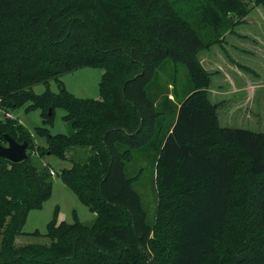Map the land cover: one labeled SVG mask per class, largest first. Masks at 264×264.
Returning a JSON list of instances; mask_svg holds the SVG:
<instances>
[{
    "label": "trees",
    "instance_id": "trees-1",
    "mask_svg": "<svg viewBox=\"0 0 264 264\" xmlns=\"http://www.w3.org/2000/svg\"><path fill=\"white\" fill-rule=\"evenodd\" d=\"M178 3L0 0L1 110L28 102L50 122L62 108L75 130L51 137L36 128L44 150L17 121H0V145L9 135L28 154L17 164L0 157V264H264V134L220 127L197 59L219 40L227 12L248 11L241 0L220 9L203 2L194 25ZM255 4L264 9V0ZM206 27L210 42L200 34ZM167 65L171 76L160 77ZM85 67L103 71L101 100L75 98L58 81ZM178 68L187 77L182 90ZM40 83L47 89L36 96ZM35 151L69 159L59 178L95 219L50 223L48 245L16 247L28 212L51 194V171L32 163ZM137 161L146 165L131 171ZM144 171L156 173L152 223L135 187Z\"/></svg>",
    "mask_w": 264,
    "mask_h": 264
},
{
    "label": "rangeland",
    "instance_id": "rangeland-1",
    "mask_svg": "<svg viewBox=\"0 0 264 264\" xmlns=\"http://www.w3.org/2000/svg\"><path fill=\"white\" fill-rule=\"evenodd\" d=\"M176 8L186 16L189 22L195 25L197 19V7L203 2H210L217 8H222L223 0H178ZM248 11L244 17L237 14L227 12L225 14L226 23L224 29L220 31V38L216 42L210 43L208 49L200 51L197 59L202 68L210 75L209 90L214 89L216 84L221 80L233 79L236 83L239 80L249 76V79L264 80V53L258 48L264 50V9L261 5L255 4V0H241ZM223 10V9H221ZM222 12V11H221ZM228 23V25H227ZM231 26V27H229ZM200 34L205 38L206 42L212 41L213 31L211 28L200 29ZM251 47L252 55L243 56L235 48ZM238 60L240 65L248 66L251 71L240 69V75L234 67L230 66V60ZM164 71L160 72V77L165 75L171 76L172 68L167 65ZM103 71L96 68H81L73 72L67 73L59 77L64 89L75 98L101 100L99 91V83L102 78ZM257 74V75H255ZM162 79V78H161ZM177 88L185 87L187 82L186 73L182 68H178L176 72ZM166 88L170 99L172 97L173 86L167 84ZM168 85V86H167ZM46 86L42 83L32 86V92L36 96H42L46 91ZM48 90L52 94H57V81H49ZM182 90V89H181ZM208 90V100L211 104L216 101L212 92ZM31 103H24L8 114L0 108V121L5 118L13 119L21 124L29 133L32 141L41 149L47 148V138L43 134L35 132L36 128L47 131L51 137L63 136L69 137L75 134L71 122L66 120V112L62 108H55L50 122H45L40 109L33 108ZM222 118V117H221ZM220 118V127L237 128L250 130L255 133H264V125L256 124L258 121L252 119L249 126L245 123L247 119H241L238 114L229 117L228 120L222 121ZM238 125V126H237ZM237 126V127H234ZM248 128V129H246ZM32 163L38 167H47L52 172V188L51 194L46 199L41 208L28 212L26 221L22 228V235L15 239V246L21 247L31 244L48 245L50 241L46 238L47 227L53 223L55 227L63 224H73L79 222L83 225H90L95 219L92 213L78 198L71 192L60 180V171L68 169L71 166L69 159L61 160L53 155H45L43 158L32 152ZM72 158V153L67 154ZM144 161H137L131 171H136L140 167H144ZM137 192L141 194L144 209L147 213L149 221L154 222L156 216V206L158 202V190L156 188V173L145 174L135 184ZM37 234V235H35Z\"/></svg>",
    "mask_w": 264,
    "mask_h": 264
},
{
    "label": "crops",
    "instance_id": "crops-1",
    "mask_svg": "<svg viewBox=\"0 0 264 264\" xmlns=\"http://www.w3.org/2000/svg\"><path fill=\"white\" fill-rule=\"evenodd\" d=\"M235 49L243 56L252 55L251 47ZM257 49H259L262 54L264 53V50L261 48L257 47ZM229 65L234 67L233 69L240 75H244L239 72L240 69L251 71L248 66L240 65L238 60H234L233 62L231 59ZM249 78V76L244 77L239 80V83H236V81L228 77L226 80L219 81L214 89L209 90V92H212L213 98L216 101L213 105L217 107L219 125L221 123V117L222 121H226L235 114H238L241 119H247L248 121L246 122H240L245 123L247 126H249L251 123L249 121L252 119L258 121V123H256L258 126L260 124H262V126L264 125V80L261 78L253 80ZM221 127L229 128L224 126Z\"/></svg>",
    "mask_w": 264,
    "mask_h": 264
},
{
    "label": "water",
    "instance_id": "water-1",
    "mask_svg": "<svg viewBox=\"0 0 264 264\" xmlns=\"http://www.w3.org/2000/svg\"><path fill=\"white\" fill-rule=\"evenodd\" d=\"M51 111L48 112L50 114ZM5 145H0V157L14 164L27 160V143H18L9 135H3Z\"/></svg>",
    "mask_w": 264,
    "mask_h": 264
},
{
    "label": "built area",
    "instance_id": "built-area-1",
    "mask_svg": "<svg viewBox=\"0 0 264 264\" xmlns=\"http://www.w3.org/2000/svg\"><path fill=\"white\" fill-rule=\"evenodd\" d=\"M51 174H52V172H51Z\"/></svg>",
    "mask_w": 264,
    "mask_h": 264
}]
</instances>
